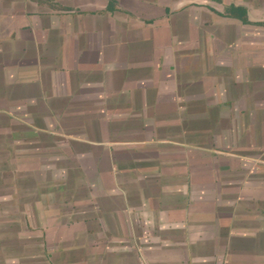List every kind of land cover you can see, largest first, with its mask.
<instances>
[{"label": "crops", "instance_id": "0c3cea01", "mask_svg": "<svg viewBox=\"0 0 264 264\" xmlns=\"http://www.w3.org/2000/svg\"><path fill=\"white\" fill-rule=\"evenodd\" d=\"M0 264H264V0H0Z\"/></svg>", "mask_w": 264, "mask_h": 264}, {"label": "rangeland", "instance_id": "374dc122", "mask_svg": "<svg viewBox=\"0 0 264 264\" xmlns=\"http://www.w3.org/2000/svg\"><path fill=\"white\" fill-rule=\"evenodd\" d=\"M30 212H31V211L29 210V216L31 217V214H30ZM12 213H14V212L12 211ZM31 220L33 221V219H31ZM29 253H32V252H29Z\"/></svg>", "mask_w": 264, "mask_h": 264}]
</instances>
